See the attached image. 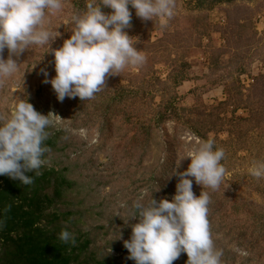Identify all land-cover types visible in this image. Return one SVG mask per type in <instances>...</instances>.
Listing matches in <instances>:
<instances>
[{"label": "rangeland", "instance_id": "1", "mask_svg": "<svg viewBox=\"0 0 264 264\" xmlns=\"http://www.w3.org/2000/svg\"><path fill=\"white\" fill-rule=\"evenodd\" d=\"M89 3L101 0H62L59 12H47L42 27L60 33L50 50L31 45L13 56L18 70L0 82V123L21 100L51 121L47 132L56 139L43 167L67 183L47 212L63 214L61 229L87 244L77 262L135 264L124 247L139 222L128 218L133 204L147 205L151 197L171 201L190 159L176 164L212 139L225 153L219 188L187 178L195 196L209 194L221 264H264V177L251 175L264 163V0H174L166 22L143 20L129 5L132 20L124 31L143 63L107 76L92 99L60 102L43 82L55 76L51 49L71 36L73 16L83 15ZM3 58H9L7 49ZM54 179L46 188L50 197ZM186 261L181 253L173 264Z\"/></svg>", "mask_w": 264, "mask_h": 264}, {"label": "clouds", "instance_id": "2", "mask_svg": "<svg viewBox=\"0 0 264 264\" xmlns=\"http://www.w3.org/2000/svg\"><path fill=\"white\" fill-rule=\"evenodd\" d=\"M129 5L143 20L156 17L166 22L174 15V0L89 3L83 15L73 16L75 30L71 36L61 47L51 49L55 76L43 82L51 84L58 101L63 102L66 97L92 99L105 88L107 76L115 75L127 65L143 63L144 56L124 31L132 20ZM102 7L111 9V13L104 14ZM61 9L62 0H0V82L18 70L19 64L13 56H19L31 45H47L50 50V42L60 33L55 30L53 34L42 27L46 10L51 14ZM5 49L9 53L7 59L3 58ZM40 71L48 76L45 69ZM50 125L48 115L38 113L27 101L21 100L15 106L11 118L0 123V176L18 180L23 185L34 183V176L26 173L41 174ZM224 156L223 149L216 148L214 140L202 141L176 164L179 167L184 158L190 159L187 169L178 173L180 180L171 201L151 197L147 205L139 200L133 204L134 211L128 218H139V222L132 225L131 236L124 241L129 259L135 264H173L185 253L186 264H221L223 252L215 248L211 238L209 194L201 191L197 197L192 187L194 179L202 188L218 189L225 176L221 163ZM251 175L264 177V163L257 164ZM43 225L46 222L41 219ZM57 238L73 246L76 242L67 228L62 229Z\"/></svg>", "mask_w": 264, "mask_h": 264}, {"label": "trees", "instance_id": "3", "mask_svg": "<svg viewBox=\"0 0 264 264\" xmlns=\"http://www.w3.org/2000/svg\"><path fill=\"white\" fill-rule=\"evenodd\" d=\"M222 0H214L219 3ZM229 1V0H228ZM47 13V11H46ZM47 20H44V23ZM163 121V117H159ZM56 135L49 134L46 146L53 147ZM41 174L26 173L34 176V183L23 185L18 180L0 176V249L2 248L1 263L8 264H88L84 259L77 262L86 243H81L75 237V245L64 244L57 238L62 230L60 217L63 214L47 212L60 195V189L66 185V180L54 170L40 169ZM55 177L56 183L51 197L46 193L50 180ZM220 209V208H219ZM211 213L213 210L210 211ZM70 215V214H67ZM41 219L46 225L41 226ZM49 227V229H48ZM92 256L90 255V258ZM3 263V264H4ZM98 264H105L100 262Z\"/></svg>", "mask_w": 264, "mask_h": 264}]
</instances>
